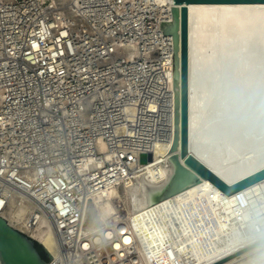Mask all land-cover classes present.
Here are the masks:
<instances>
[{
  "label": "built area",
  "instance_id": "built-area-1",
  "mask_svg": "<svg viewBox=\"0 0 264 264\" xmlns=\"http://www.w3.org/2000/svg\"><path fill=\"white\" fill-rule=\"evenodd\" d=\"M124 3L76 0L67 19L44 0H0V217L10 225L3 215L21 204L34 209L28 228L45 217L58 245L48 264H141L125 220L87 236L81 216L170 138L166 22ZM172 251L173 264H197Z\"/></svg>",
  "mask_w": 264,
  "mask_h": 264
},
{
  "label": "bare ground",
  "instance_id": "bare-ground-1",
  "mask_svg": "<svg viewBox=\"0 0 264 264\" xmlns=\"http://www.w3.org/2000/svg\"><path fill=\"white\" fill-rule=\"evenodd\" d=\"M122 1L133 13L140 3L150 16L172 22L174 0ZM50 4L60 18L78 16L76 0ZM186 6L190 152L233 184L264 168V3ZM163 36L173 59V39ZM173 79L172 71V84ZM173 140L174 118L170 138L158 142L153 159L86 202L83 233L89 236L103 225L125 220L129 234L122 241L135 248L141 264H173L169 248L174 256L193 257L197 264H264V180L228 196L202 179L164 197L176 172ZM99 148L106 153L105 144ZM33 211L31 205H14L3 216L41 244L52 230L58 251L45 217H39L36 227H27ZM112 246L122 247L118 242Z\"/></svg>",
  "mask_w": 264,
  "mask_h": 264
},
{
  "label": "water",
  "instance_id": "water-1",
  "mask_svg": "<svg viewBox=\"0 0 264 264\" xmlns=\"http://www.w3.org/2000/svg\"><path fill=\"white\" fill-rule=\"evenodd\" d=\"M172 22L164 23V35L171 36L174 48V140L172 145L173 161L176 172L172 184L164 197L172 196L182 189L209 180L226 195H234L262 180L264 168L239 180L228 184L190 152V120H189V14L188 4H247L264 3V0H174ZM179 51L181 55H179ZM181 159L185 164H182ZM39 243L24 233L11 227L0 217V263L1 264H48L57 254L52 230L40 244L48 257L43 259L36 249Z\"/></svg>",
  "mask_w": 264,
  "mask_h": 264
},
{
  "label": "trees",
  "instance_id": "trees-1",
  "mask_svg": "<svg viewBox=\"0 0 264 264\" xmlns=\"http://www.w3.org/2000/svg\"><path fill=\"white\" fill-rule=\"evenodd\" d=\"M35 246H36V249L38 250V252L40 253L41 257L48 261L49 259L47 257V254H46L44 248L39 243H36Z\"/></svg>",
  "mask_w": 264,
  "mask_h": 264
},
{
  "label": "rangeland",
  "instance_id": "rangeland-1",
  "mask_svg": "<svg viewBox=\"0 0 264 264\" xmlns=\"http://www.w3.org/2000/svg\"><path fill=\"white\" fill-rule=\"evenodd\" d=\"M47 3L50 4L51 3V0H47ZM148 160H149V158H148L147 155H142L141 158H140L141 164H146L148 162ZM87 221H88V218L85 219V223H87Z\"/></svg>",
  "mask_w": 264,
  "mask_h": 264
}]
</instances>
